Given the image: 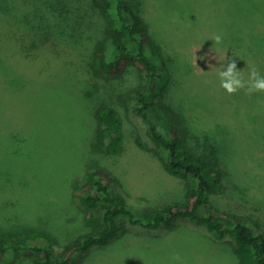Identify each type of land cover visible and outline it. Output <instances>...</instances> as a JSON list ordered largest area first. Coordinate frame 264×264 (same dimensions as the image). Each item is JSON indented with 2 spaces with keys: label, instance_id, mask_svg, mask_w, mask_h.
<instances>
[{
  "label": "rangeland",
  "instance_id": "374dc122",
  "mask_svg": "<svg viewBox=\"0 0 264 264\" xmlns=\"http://www.w3.org/2000/svg\"><path fill=\"white\" fill-rule=\"evenodd\" d=\"M24 1L0 0V5L19 16L32 0H27V6ZM263 1L249 0L245 12L251 17L264 13ZM138 3L162 45L156 93L165 92L162 98L184 113L192 134L207 138L206 144L205 139H194V149L209 155L225 171L223 184L229 192L212 199L214 209L249 215L264 228V99L239 110L242 92L227 94L220 87L219 71L234 59L245 77L251 66L239 53L235 57L232 45L212 40L226 36L229 23L224 3L233 6V0H202L199 5L196 0ZM79 8L70 15H80V25L74 26L73 33L65 31L60 41L79 59L90 62L102 27L92 23L89 8ZM5 34V29L0 30V35ZM231 37L238 38L237 34ZM41 57L38 62L18 58L17 64L0 59V226L47 230L53 250L60 253L89 231L71 199L70 181L95 163L110 172L112 192L137 213L178 201L185 193L184 183L166 173L146 123L133 110L145 86L143 75L134 72L121 90L123 144L120 152L108 155L92 149L96 140L93 111L98 104L80 100L72 72L47 54ZM149 114L167 134L160 113L154 108ZM209 118L212 124L203 125ZM103 136L108 144L109 136ZM136 139L151 152L136 147ZM175 225L172 231L128 226L124 235L108 245L75 256L74 264H236L230 238L218 240L187 220Z\"/></svg>",
  "mask_w": 264,
  "mask_h": 264
},
{
  "label": "trees",
  "instance_id": "16d2710c",
  "mask_svg": "<svg viewBox=\"0 0 264 264\" xmlns=\"http://www.w3.org/2000/svg\"><path fill=\"white\" fill-rule=\"evenodd\" d=\"M196 1L197 5L202 3V0ZM24 2L27 6V0ZM233 2V6L224 3L229 25L221 41L232 45L236 58L239 53L251 69H257L264 76V13L254 14V20L244 10L249 0ZM80 6L85 10L89 8L92 23L102 27L90 62L79 59L60 41L65 31L73 33L80 25L78 19L82 17L70 15V11L73 14ZM138 6V0H32L17 16L0 5V30H6L5 35H0V59L9 64H17L18 58L38 62L47 54L59 67L72 72L77 80L73 86L80 100L98 104L93 111L96 140L92 149L108 155L120 152L123 144L121 90L134 72L142 74L145 86L138 92L133 110L146 123L152 142L162 154L166 173L184 183V195L175 203L137 213L124 198L112 192V177L107 169L98 163L87 165L80 178L70 181V194L82 215V223L89 228L88 233L56 253L47 230L0 226V261L6 264H74L75 256L108 245L124 235L128 226L172 231L176 221L187 220L205 228L218 240L230 238L236 264H264L263 226L249 215L214 209L212 199L229 192L223 184L225 171L209 155L194 149V139H205L206 144L207 138L192 134V127L184 121V113L176 111L172 102L169 104L162 98L165 92L156 93L157 80L162 75L159 66L163 62L162 45ZM232 26L234 28L229 31ZM232 34H237L238 38L231 37ZM248 77L249 73L243 79ZM240 91L239 110L264 99V93L249 96L246 90ZM155 97L156 102L153 101ZM154 108L163 117L167 134L156 127L149 114ZM199 121L200 118L196 120L197 125ZM212 122L209 118L202 124ZM103 135L109 136L108 144L103 143ZM134 145L146 153L151 152L137 139Z\"/></svg>",
  "mask_w": 264,
  "mask_h": 264
},
{
  "label": "clouds",
  "instance_id": "9594fccd",
  "mask_svg": "<svg viewBox=\"0 0 264 264\" xmlns=\"http://www.w3.org/2000/svg\"><path fill=\"white\" fill-rule=\"evenodd\" d=\"M221 36L216 35L212 38L214 43L221 42ZM243 70L237 69L236 61L229 60L226 67L219 71L220 87L226 91L227 94L233 95L240 90H246V95L254 93H264V76H261L259 71L252 68L247 80L242 77Z\"/></svg>",
  "mask_w": 264,
  "mask_h": 264
}]
</instances>
